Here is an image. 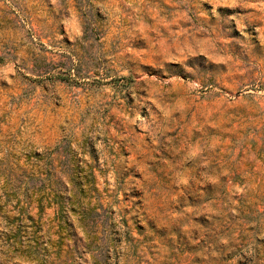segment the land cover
I'll use <instances>...</instances> for the list:
<instances>
[{
	"label": "rangeland",
	"instance_id": "rangeland-1",
	"mask_svg": "<svg viewBox=\"0 0 264 264\" xmlns=\"http://www.w3.org/2000/svg\"><path fill=\"white\" fill-rule=\"evenodd\" d=\"M0 264H264V0H0Z\"/></svg>",
	"mask_w": 264,
	"mask_h": 264
}]
</instances>
